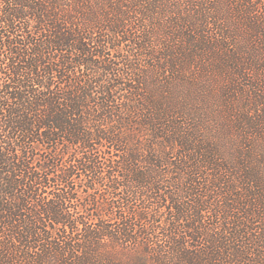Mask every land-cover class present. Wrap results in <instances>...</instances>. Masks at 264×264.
<instances>
[{"label":"trees","instance_id":"obj_1","mask_svg":"<svg viewBox=\"0 0 264 264\" xmlns=\"http://www.w3.org/2000/svg\"><path fill=\"white\" fill-rule=\"evenodd\" d=\"M0 264H264V0H0Z\"/></svg>","mask_w":264,"mask_h":264},{"label":"rangeland","instance_id":"obj_2","mask_svg":"<svg viewBox=\"0 0 264 264\" xmlns=\"http://www.w3.org/2000/svg\"><path fill=\"white\" fill-rule=\"evenodd\" d=\"M214 75L215 73L213 72V70L211 68H207L206 71L204 72V79H206L207 83L209 82H212V80H215L214 79ZM216 81V80H215ZM214 82V81H213ZM221 83H222V79L221 78H218L217 79V82H216V87L211 89L213 91H215V95L218 93V91H216L218 88L221 87ZM221 99V97L219 96L217 98V100L219 101ZM218 124H215L214 126H217ZM229 138V139H228ZM236 138V133L231 131L229 132V135L227 136V139H228V144L227 146L228 147H231V144H232V141ZM232 140V141H231Z\"/></svg>","mask_w":264,"mask_h":264}]
</instances>
